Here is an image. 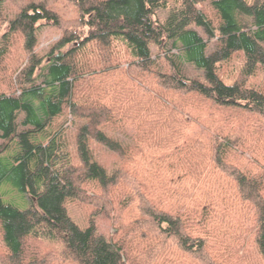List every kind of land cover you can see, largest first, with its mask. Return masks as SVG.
Returning <instances> with one entry per match:
<instances>
[{
	"label": "trees",
	"instance_id": "1",
	"mask_svg": "<svg viewBox=\"0 0 264 264\" xmlns=\"http://www.w3.org/2000/svg\"><path fill=\"white\" fill-rule=\"evenodd\" d=\"M0 22V185L30 200L0 193V264H250L238 257L249 245L264 264V92L249 83L264 68V0H0ZM44 26L62 35L39 56ZM90 47L97 62L83 64ZM237 54L244 68L226 83ZM95 145L118 156L112 170ZM73 201L93 208L85 228Z\"/></svg>",
	"mask_w": 264,
	"mask_h": 264
},
{
	"label": "rangeland",
	"instance_id": "2",
	"mask_svg": "<svg viewBox=\"0 0 264 264\" xmlns=\"http://www.w3.org/2000/svg\"><path fill=\"white\" fill-rule=\"evenodd\" d=\"M253 1V0H249ZM174 4L171 2L168 6V9L161 10L158 12V19L161 21H164L166 17L169 15L170 11L172 10ZM201 9L206 13V15L214 21L215 24H217L218 19H217V14L216 12L212 9V7L209 4H204L200 6ZM58 10L62 15L65 16V18H75L79 16V12L77 8L72 7L67 2H61L58 5ZM1 26V22H0ZM6 26V25H5ZM3 26L0 30V35L3 31H6V27ZM202 35L205 36V34L199 30ZM62 31L60 29L54 28L53 26H44L40 29L39 31V47L37 49V54L39 56H45L50 48L61 38ZM211 50L216 49V42H212L211 44ZM117 50H115L116 52ZM126 50L123 48V46L119 47V51H117V55L122 61L125 58H128V55L125 54ZM24 52L22 50V45L19 44L16 47H14V53L11 54L10 58L13 59L16 63V66H19L23 59H24ZM83 64L85 63H91L96 60V52L94 47H90L87 49L86 54L84 55V58H82ZM245 64V58L242 54H237L233 57L231 62L225 64L222 66L220 75L223 78V80L226 83H234L236 82L244 68ZM185 69L188 71V73L191 75V77H200L201 78V71H196L192 66L185 64ZM3 74L0 72V79L2 78ZM202 79V78H201ZM251 87H255L261 91L264 92V68H259L257 71L256 75L251 78L249 81ZM88 85V84H87ZM0 91H4L6 93H10L11 89L8 84L0 81ZM87 90V88H85ZM66 119V117L64 118ZM264 128V126H263ZM77 126L71 127L69 130V140L71 144V152H72V162L75 165H79V160L78 157L75 153V145H74V136L76 133ZM264 131V129H263ZM122 142H124L126 145L131 144V140L129 137H126L123 134L117 135ZM2 144V140L0 138V145ZM94 149V154L95 157L99 162L105 165L106 168L109 170H112L115 166V163L118 161V156L103 148L102 146L95 145L93 147ZM0 193L4 195V200L6 202H10L13 204H16L20 208H25L27 205L30 203V200L27 197H23L19 192H17L12 186H10L8 183L4 182L0 185ZM67 208L70 217L78 224L80 227L85 228L88 225L89 218L91 216V213L93 211L92 206H89L85 203L78 202V201H73V202H68L67 203ZM96 221L98 225L100 226V230L105 232V233H110L114 229V224H113V219L106 217L104 214H99L96 217ZM43 247V253L52 250V249H60L59 245L53 244V243H46L45 245H41ZM7 252L6 246L3 242L2 239V234L0 231V254H5ZM238 257L240 259V262L243 263H250V264H261L260 259L258 258L257 251L254 247L251 248L249 245L247 248H243L240 250ZM231 262V259H229Z\"/></svg>",
	"mask_w": 264,
	"mask_h": 264
}]
</instances>
